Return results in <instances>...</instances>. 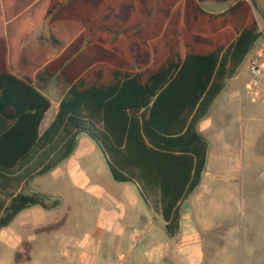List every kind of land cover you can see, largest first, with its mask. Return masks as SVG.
<instances>
[{"label": "trees", "instance_id": "1", "mask_svg": "<svg viewBox=\"0 0 264 264\" xmlns=\"http://www.w3.org/2000/svg\"><path fill=\"white\" fill-rule=\"evenodd\" d=\"M202 1L228 0H0V230L59 204L29 184L83 133L111 179L136 185L175 236L205 167L197 125L261 37L254 0L220 13ZM38 73L69 84L43 132L50 100L33 86Z\"/></svg>", "mask_w": 264, "mask_h": 264}, {"label": "crops", "instance_id": "2", "mask_svg": "<svg viewBox=\"0 0 264 264\" xmlns=\"http://www.w3.org/2000/svg\"><path fill=\"white\" fill-rule=\"evenodd\" d=\"M245 1L249 2V0ZM233 2L234 0H228L224 9L214 13L224 11ZM200 6L203 9L201 2ZM253 13L261 31V37L235 74L226 81L224 89L215 98L210 109L230 89L227 98L234 100L231 106L234 109L236 103V108L239 110L242 106L243 94L237 81L245 75L248 80L243 86L247 89L250 78L249 59L259 54L264 60V25L261 24L256 11ZM37 34L38 32L34 36ZM57 78L60 81L54 83L53 80ZM38 79L46 80V85H38ZM33 86L50 100V107L39 128V131L43 132L52 122L58 103L65 95L69 84L61 74L50 78L43 73H38L34 77ZM255 88L264 93V76ZM246 95L250 98L249 94ZM210 109L205 119H201L197 125L198 132L209 143L204 171L198 185L180 203L178 230L175 236L169 238L164 233V222L159 211L148 210L151 215L149 218L132 184L123 186L121 192L124 198L121 197L122 199H117L112 193L119 186L92 187L91 191L99 202L92 207L95 214L93 228L87 234H83L76 243L72 241L65 244L66 247L73 248L72 251L63 253V256L70 258L69 264H99L96 251L103 239L108 240L111 254H113V257L105 261L106 264H264V186H207L206 183L204 184V175L209 173V169H214L216 173L230 174L232 172L231 174L236 175L238 163L235 159L237 158V161L240 156L239 147L235 148L240 128L237 129L236 135L231 136H229L231 131L228 128L217 129L218 131L216 130L212 136L204 135L212 126L208 116ZM213 140L216 148L210 155ZM80 145H84L89 152L98 151L104 158L95 143L81 133L78 135L73 152L69 155L70 159L72 155L73 157L74 155L83 156L84 153L77 154ZM261 159L264 160V157ZM253 167L252 163L248 164V176L252 175ZM67 168L65 172L72 175L71 166ZM63 172L61 176H64ZM36 178L38 177L30 182V188ZM248 180L250 182V179ZM37 190L50 198L57 197L44 190L38 188ZM234 196L235 227H229L226 223L233 216L231 204ZM60 206L61 204L57 207ZM50 210L32 206L21 211L7 227L0 230V243H3L5 247L18 248L25 243L24 241L32 242L43 231L46 213Z\"/></svg>", "mask_w": 264, "mask_h": 264}, {"label": "rangeland", "instance_id": "3", "mask_svg": "<svg viewBox=\"0 0 264 264\" xmlns=\"http://www.w3.org/2000/svg\"><path fill=\"white\" fill-rule=\"evenodd\" d=\"M254 1L257 7L256 13L261 24L264 25V0ZM201 4L204 10L211 13L221 11L226 5L212 1H203ZM247 80V77L242 75L237 81L243 94L242 106L239 110L236 108V103L233 109L231 104L234 100L227 98L230 89L210 109L208 116L212 126L204 135L212 136L217 129L228 128L231 136L236 135L237 129L240 128L238 142L235 144V148L240 149V156L237 161V158L235 159L238 163L236 175L231 174L232 172L216 173L214 169H209V173L204 175V184L206 183L207 186H264V160L261 159L264 157V93L255 87L244 88L243 84ZM59 81V78L53 80L54 83ZM37 84L44 86L46 80L38 79ZM246 94H249L250 98ZM215 148L216 144L213 140L210 155ZM79 153L84 154L74 157L72 155L71 159L70 156L52 171L35 179L32 189L38 192V188L56 195L55 198L59 200L57 206L60 204L61 206L59 208L56 206L46 213L43 231L32 242L24 241L25 243L18 248L5 247L0 243V264H69L70 258L63 256V253L70 252L73 248L66 247L65 244L72 241L76 243L83 234H87L93 228L95 214L92 207L99 202L91 191L92 187L119 186L112 193L117 199L124 198L121 189L131 184L114 182L103 156L98 151L92 153L86 150L84 145H80L77 154ZM249 163L254 165V171L248 176ZM69 166L73 171L71 177L65 172L66 167L69 169ZM61 172L64 176H61ZM231 207L233 216L229 218L226 226L235 227V196ZM96 252L99 264H106L105 261L113 257L107 239L101 241Z\"/></svg>", "mask_w": 264, "mask_h": 264}, {"label": "built area", "instance_id": "4", "mask_svg": "<svg viewBox=\"0 0 264 264\" xmlns=\"http://www.w3.org/2000/svg\"><path fill=\"white\" fill-rule=\"evenodd\" d=\"M248 68L250 78L247 87H256L262 76H264V60H262L261 55L257 54L251 57L248 61Z\"/></svg>", "mask_w": 264, "mask_h": 264}, {"label": "water", "instance_id": "5", "mask_svg": "<svg viewBox=\"0 0 264 264\" xmlns=\"http://www.w3.org/2000/svg\"><path fill=\"white\" fill-rule=\"evenodd\" d=\"M237 69H238V68H237ZM237 69H236V71H237ZM236 71H235V72H236ZM77 138H78V135H76L75 139L77 140ZM202 174H203V172H202ZM202 174H201V175H202ZM133 186L136 188V190H137V192H138V195H139V198H140L141 202L143 203L142 197H141V195H140V193H139V191H138V189H137V186H136V185H133ZM31 191H32V192H36V191L33 190L32 188H31ZM143 205H144V203H143ZM144 206H145V205H144ZM145 208H146V207H145ZM146 212H147L149 218H151V215H150L149 211L147 210V208H146Z\"/></svg>", "mask_w": 264, "mask_h": 264}]
</instances>
